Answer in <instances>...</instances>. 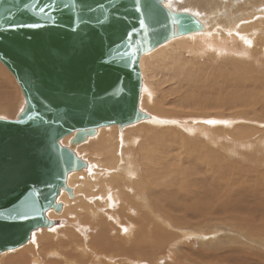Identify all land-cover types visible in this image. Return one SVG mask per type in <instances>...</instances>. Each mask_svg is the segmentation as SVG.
I'll use <instances>...</instances> for the list:
<instances>
[{
	"label": "bare ground",
	"instance_id": "1",
	"mask_svg": "<svg viewBox=\"0 0 264 264\" xmlns=\"http://www.w3.org/2000/svg\"><path fill=\"white\" fill-rule=\"evenodd\" d=\"M164 3L194 14L204 29L172 37L141 56L139 106L149 117L124 127L146 125L126 132L118 124L108 125L120 129L114 131L102 126L76 145L87 165L68 176L73 196L63 189L61 212L47 210L52 227L32 231L29 241L38 247L32 260L21 252L0 264H159L157 248L145 240L156 241L163 231L198 237V228L231 224L240 236L252 237V219L264 214V170L256 169L262 176L242 174L241 166L249 164L254 140L264 145V0ZM13 109L7 106L6 115ZM69 213V223H79L67 230L56 219ZM121 213L127 215L121 219ZM118 230L124 238L110 239ZM165 255L173 257L172 249ZM236 260L242 261L220 257L224 264Z\"/></svg>",
	"mask_w": 264,
	"mask_h": 264
},
{
	"label": "water",
	"instance_id": "2",
	"mask_svg": "<svg viewBox=\"0 0 264 264\" xmlns=\"http://www.w3.org/2000/svg\"><path fill=\"white\" fill-rule=\"evenodd\" d=\"M35 3L0 0V60L25 97L16 118L0 117V208L27 201L33 209L26 220L0 221V253L27 243L35 228L54 224L47 210L61 212V191L73 196L69 174L87 165L76 145L102 126L123 128L149 117L139 106L141 56L204 29L194 14L164 0H56L51 22L6 28L9 15L23 24L45 20L32 11ZM121 49L126 55H115ZM109 53L114 62L103 63ZM28 109L39 118L18 123ZM67 135L73 136L64 145Z\"/></svg>",
	"mask_w": 264,
	"mask_h": 264
},
{
	"label": "rangeland",
	"instance_id": "3",
	"mask_svg": "<svg viewBox=\"0 0 264 264\" xmlns=\"http://www.w3.org/2000/svg\"><path fill=\"white\" fill-rule=\"evenodd\" d=\"M210 23H212V19L210 20ZM216 31H218V29ZM0 65L6 71L5 72L0 67V117L16 118L18 113L22 110L23 105L25 103V101L23 99L22 91H21V88H20L15 76L9 71V69L1 61H0ZM7 106L14 108L13 111L8 113V115H6L7 113L4 110ZM143 108L145 109L143 111H145L146 113L149 114V110L145 107H143ZM144 123L134 124L133 126L131 125L132 127L128 126V128L133 129L137 126L135 129H138L140 127L145 126L146 122H144ZM126 128L124 127L121 129H124L123 132L129 131V129L128 128L126 129ZM115 129L118 130L119 128L118 127L113 128V127L108 126V127H104V129L102 131H114ZM192 132H194V131H192ZM253 143H254L253 148L249 149L251 151H249V150L247 151L248 155L250 156V160H249V162H247L249 164H244V166H241L242 174L253 173L255 175L262 176L264 171L262 173H261V171L260 172H257V171H259L260 169L264 170V166H262L260 164L264 160V152H263L264 151V145H262V143L260 141L256 142L255 140ZM255 144H257V145H255ZM83 145H89V144H83ZM254 147L255 148L257 147V148L255 149ZM261 149L263 151H261ZM80 155H81V153H80ZM254 155H256V157ZM89 158H90V156H89ZM230 160H231V162L234 161V159H232V158H230ZM248 165H250L251 168H249L250 166H248ZM246 166L248 167V169L245 168ZM258 166H259V168H258ZM261 166H262V168H261ZM245 169L247 171H245ZM256 169H259V170H256ZM249 170H251V172ZM253 174H251V175H253ZM241 199H242V197L239 198L238 201H240ZM244 202H245V200L243 201V203ZM258 212L259 211L254 212L255 215H253L252 218L257 216V214L260 213V215H262V216L259 217L260 215H258V217L260 219L258 217L257 218H258V221L262 220V222H263L264 219H261V218H264V214H262L261 212H259V213ZM70 213L67 216L65 214L62 217H58L59 218L58 220L56 219L57 222L58 221H60V223L63 222L64 228H67V230L73 229L75 224L79 223L77 221L74 222L73 224L69 223V222L73 221L72 220L73 218L70 217ZM121 215H122L121 216V219H122V218H124L123 216H126L127 214L121 213ZM151 217L156 219L153 215H151L150 218ZM250 219L251 218H249V220ZM254 219L255 218H253L251 222L255 223L256 226H254V227L256 230L248 233L252 237H246L245 235L240 236L241 232H239V234L235 232V230H237L235 228H237V227H235V228L233 226L231 227L230 226L231 224H229V225H225L224 228H222V229L211 228V227H207V226L204 227L203 229L198 228V230L196 229L197 233H195L198 237H194V236L193 237H189V236L184 237L178 229H171L170 228L171 232H173L172 235H174L175 237H172L171 235H169L165 231H163L162 235L160 236V238L158 240L155 241L153 239H147L145 241L148 242L149 245H153L157 248V251L154 253V258L159 261V264H224L220 261V257L222 255H225V254L231 255L234 258H240L242 260V261L236 260L235 262H230V264H264V231H263L264 228L262 229L260 227L262 229V231H260L261 229L259 230V226H261L263 224H261L260 222H259L260 225L256 224V223H258V221L255 220V222H254ZM249 220H248L249 224L247 222H245V225H246V223L248 224L247 225L248 228L246 227L248 229V231L251 230L253 227L250 225L252 223L249 222ZM141 223H143V222H141ZM83 225L86 226L85 224H83ZM136 225L138 226V224H136ZM249 225L251 226V228L249 227ZM139 226H141V225H139ZM160 226H161V224H160ZM164 227H165V225H164ZM257 227H258V230H257ZM146 228H147L146 233H148L150 228H149V226H146ZM162 228H163V225H162ZM238 230H239V228H238ZM245 230L242 229V231H245ZM41 231L43 232L44 230H41ZM41 231H38V233ZM42 232L39 233V236L44 235V233H42ZM177 233H178V235H177ZM144 236L145 237H143V238L146 239V234ZM120 238H124V236H123L122 232L119 230L114 231L110 234V239H115V240L121 241ZM42 239L43 238H39V241H41ZM138 240L142 241L140 239H138ZM30 241L28 243H26L25 245H23L22 247H19L18 249H11L8 252L6 251V253L2 252L0 254V260L5 259L7 257L12 258V256L19 257L20 255H18V254L21 252L24 254V257L26 259L32 260V259H30V257L32 256V254L34 252L37 251L38 247L34 248L33 244L30 243ZM46 241H48V239L45 240V242ZM168 247H170V248H168ZM233 248L236 250H233ZM170 249H172V255L174 258L169 257L168 255L164 256L165 253L170 252ZM187 250H189V251L187 252ZM196 256L198 258H195ZM145 260H147V258L144 259V261L143 260L140 261L139 263H142V262L147 263L148 261L146 262ZM105 261H107V260L105 259ZM120 261H123V260H120ZM110 264H116V262L111 261Z\"/></svg>",
	"mask_w": 264,
	"mask_h": 264
},
{
	"label": "snow or ice",
	"instance_id": "4",
	"mask_svg": "<svg viewBox=\"0 0 264 264\" xmlns=\"http://www.w3.org/2000/svg\"><path fill=\"white\" fill-rule=\"evenodd\" d=\"M56 3V0H51V3H47L46 0H36V3L34 5H31V9L33 12L39 13L41 17L46 18L45 20H42L41 23H35V24H23V23H18L14 19H12L11 15H9L8 20L6 21V28L7 29H18V28H36V27H42L45 22H51L52 21V15L51 12L54 11V5ZM24 8L27 9L29 8V3L25 2L24 3ZM75 30V29H73ZM115 55L121 56V55H126V53L121 49L118 50ZM113 54L109 53L108 57L103 60V63H109V62H114L112 60ZM72 95V94H70ZM39 115L37 113H34L32 109H28L27 112L24 113V116L20 121H17L18 123L23 122L26 119H38ZM210 124H215L217 121H208ZM48 186H44L43 188L39 189L38 191L34 192L33 195L39 196L41 195L45 189H47ZM31 191V188H30ZM19 205V207H17ZM32 205L24 201L23 203H17L12 205L10 208L5 209V208H0V221L7 220L9 222H20L23 220H26L29 218V214L32 211Z\"/></svg>",
	"mask_w": 264,
	"mask_h": 264
}]
</instances>
